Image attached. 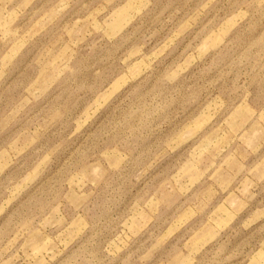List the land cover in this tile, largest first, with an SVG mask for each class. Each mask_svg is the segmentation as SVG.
I'll return each instance as SVG.
<instances>
[{
  "label": "rangeland",
  "instance_id": "374dc122",
  "mask_svg": "<svg viewBox=\"0 0 264 264\" xmlns=\"http://www.w3.org/2000/svg\"><path fill=\"white\" fill-rule=\"evenodd\" d=\"M0 264H264V0H0Z\"/></svg>",
  "mask_w": 264,
  "mask_h": 264
},
{
  "label": "clouds",
  "instance_id": "9594fccd",
  "mask_svg": "<svg viewBox=\"0 0 264 264\" xmlns=\"http://www.w3.org/2000/svg\"><path fill=\"white\" fill-rule=\"evenodd\" d=\"M104 119V114H101L100 115V117L97 119V121H96V124H99V122L101 121V120H103ZM95 127V124L93 125V128ZM91 129H89V131H90Z\"/></svg>",
  "mask_w": 264,
  "mask_h": 264
}]
</instances>
